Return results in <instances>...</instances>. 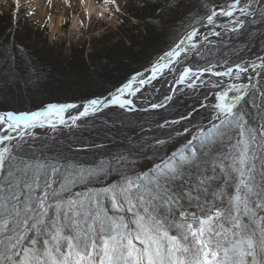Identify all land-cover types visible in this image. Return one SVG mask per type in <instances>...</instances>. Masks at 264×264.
I'll return each mask as SVG.
<instances>
[{
  "label": "snow or ice",
  "instance_id": "1",
  "mask_svg": "<svg viewBox=\"0 0 264 264\" xmlns=\"http://www.w3.org/2000/svg\"><path fill=\"white\" fill-rule=\"evenodd\" d=\"M167 2L181 6V0ZM209 2L200 0L206 11L190 13L178 41L150 67L104 94L80 105L48 103L37 110L0 111V264H264V56L229 62L217 58L214 48L229 34L252 37L255 32L264 50V0H224L211 8ZM218 17L229 18L219 31ZM202 23L208 29L203 35L197 27ZM165 70H175L174 84L188 89L205 83L204 74L218 78L207 82L214 103L200 105L210 109L207 126L181 125L183 130L176 131L181 147L144 171L136 163L145 147L154 149L164 141L132 144L131 117L112 119L107 111L135 114L133 98ZM173 100L166 95L150 108ZM68 110L76 114L66 116ZM196 110L193 106L187 116L158 127L191 124ZM97 117H103L108 129L120 125L131 131L122 137L131 146L95 166L61 163L59 154L22 153L23 138L32 135L26 130L79 127L82 118L95 122ZM16 138L20 140L9 143ZM112 162L120 165L121 178L88 187ZM78 185L82 190H76Z\"/></svg>",
  "mask_w": 264,
  "mask_h": 264
},
{
  "label": "rangeland",
  "instance_id": "2",
  "mask_svg": "<svg viewBox=\"0 0 264 264\" xmlns=\"http://www.w3.org/2000/svg\"><path fill=\"white\" fill-rule=\"evenodd\" d=\"M83 1L89 0H0V19H6L7 16H10L13 24L19 20L21 31L18 33L16 42L21 46L19 53L23 57L18 64H16L13 50H7V54L4 57H0V111H29L34 108H41L44 103L55 100L74 103L83 101H81L80 93L79 78L81 76L78 67L75 65L81 58L80 53L83 52V59L87 64H93L94 62H90L87 54L94 50L97 52L101 51V49L107 47L109 45L107 37L111 33L125 31L124 27L120 29L122 18L126 17L122 12H131L133 5H135L134 0H116L115 4L105 3V0H90V5L93 9L91 12H87ZM223 2L224 0H210L208 7L211 8L213 5H220ZM157 3H161L159 8L163 10L159 16V21H157L160 24V28H158L159 32L156 34L161 33L166 37L160 45L153 47L149 54L140 57L139 61L131 64L129 68L134 67L135 70L129 71L128 74L125 72L119 74L115 78L120 80L119 83L125 80L132 72L145 68L149 63L155 61L159 55L169 49L173 41H178L183 33V24L188 23L186 17L190 13L202 15L206 11L205 8L201 7L200 0H181L179 8L169 7L167 0H159ZM117 7H119V11L116 10ZM153 10L149 9V12ZM157 19L155 18L154 25H157ZM129 20L135 25L139 24L136 19L129 17ZM227 23L229 21L224 24ZM219 25L221 24H217L218 31L221 30ZM10 28L13 30L15 27ZM34 34L37 38H35ZM257 36L258 33L255 32L252 37L246 34H229L223 43L214 45L217 58L221 60L227 58L229 62H239V57L248 62L256 59L258 55L264 56V50L261 49L260 42L254 38ZM210 39L218 40L220 38L210 37ZM45 43L47 46H54L56 49L55 55L58 52L60 61L62 63L68 61L72 64L74 70L66 71L62 70V68H57L56 70H59V73H56L58 79H51V83L54 82V85L52 84L53 86L50 87L43 86L40 89L41 94L33 95L32 92H29V89L36 88L35 83L37 82H28L34 71L30 66L26 65L28 57H26L27 49H25V46L31 45L34 47L37 45L42 48ZM104 53L106 54L107 52L104 51ZM70 55L71 59L69 58ZM97 57V54L92 56V58ZM190 59L194 63L201 65L204 63L197 57ZM257 62L259 61L257 60ZM181 67V65L176 66V68ZM218 67L222 70L220 65ZM207 77L204 78L205 83L197 84L196 88L188 89L184 85L181 88L183 91L175 93L174 100L165 103L163 108L151 109L147 106H150L151 103L164 101V97L169 95L171 91L168 88L170 83L168 80H172L174 77L165 79L163 88L160 90L158 89V82L141 90L138 94V101L142 104V109L138 108L135 114L122 113L121 110L116 108L107 111V116L112 119L122 118L124 115L131 117L134 122L131 126L132 131L136 134L133 137L132 144L145 142L155 144L156 139L164 141L163 145L154 149L145 147L144 154L137 160V168L146 171L153 167L154 164L159 163L161 156L170 155L172 151L181 147L183 141L176 136L177 130H183L181 125L193 129L200 124L207 126L210 118V109L200 107L202 103L205 105L214 103L212 95L214 90L211 85L207 84L210 76ZM213 80H217V78ZM225 80H228V78ZM113 88H105V91ZM205 96L208 97L207 100H205ZM77 97H79V100ZM193 106L197 110L190 117L191 124L181 121V124L158 127V125L164 124L165 120H180L181 114L187 116L188 112L192 111ZM102 119L103 117H97L94 122L91 118H82L80 126L73 128L68 125L49 130L36 128L31 131V136L23 138V143L21 144L22 153L29 155L35 153L36 155L49 157L59 154L64 157L61 163L75 162L85 166H95L101 159H110V154H115L117 150L122 152L126 147L131 146L122 139L123 135H130L131 131L122 129L120 125H117L116 128L108 129L101 123ZM109 123H111V120ZM117 129L120 130L119 134H117ZM113 136L117 137L115 142L112 140ZM188 138L190 139L191 137ZM17 141L10 144H15ZM93 143L104 145L105 147L92 148L89 145ZM116 166L117 164L112 162L107 171L111 172L112 175L105 177V172H102L92 178L88 183V187L99 188L117 182L121 178V169L115 173ZM82 188V185H78L76 190L80 191Z\"/></svg>",
  "mask_w": 264,
  "mask_h": 264
},
{
  "label": "trees",
  "instance_id": "3",
  "mask_svg": "<svg viewBox=\"0 0 264 264\" xmlns=\"http://www.w3.org/2000/svg\"><path fill=\"white\" fill-rule=\"evenodd\" d=\"M158 1L159 0H134L135 5H133L132 11L125 12L124 14L126 17L122 18V26H120V29L124 27L125 31L111 33L107 37V40H109V45L107 47H104L101 51L97 52L94 50L87 54L90 62H94L93 64H87L83 59V52L80 53L81 58L75 65L78 67L81 76L79 78L81 101L105 93V88H113L118 85L120 80L115 78H117L119 74L124 72L128 74L129 71L135 70L134 67L129 68L131 64L139 61L138 59L140 57L149 54L153 47L160 45L164 41L166 37L164 34H156L159 32L158 28H160V24L157 21H159V16L163 10H160L159 7L161 3H157ZM149 9L154 10L149 12ZM129 17L138 20L139 24H133L129 20ZM155 18H158L156 20L157 25L153 23ZM10 27L15 28L11 30ZM141 29L142 31H140ZM20 31L19 20L13 24L11 23L10 16H7L6 19H0V57H4L8 51L13 50L15 52L16 64L23 59L19 53L21 46L16 42ZM35 38L37 37L35 36ZM10 43H12L11 47ZM25 49H27L26 57H28L26 65L30 66L34 71L28 82H37L35 83L36 88H32V90L28 88L30 90L28 91L32 92L33 95L41 94L40 89H42L43 86L50 87L54 85V82L51 83V79H58L57 74L59 70H56L57 68H62V70L66 71L74 70V67L68 61L65 63L60 61L58 52L55 55L56 49L54 46H47L45 43L42 48L37 45L34 47L26 45ZM104 51L107 53L105 54ZM96 54L98 57L92 58V56ZM69 58L71 59V55ZM77 98L79 100V97ZM58 102L59 101L55 100L48 103ZM48 103L46 102L44 105ZM44 105H42V107ZM39 108H34L32 110H37ZM119 169L120 165H117L114 170L115 173L118 172ZM109 175H112V173L105 172L104 176L107 177Z\"/></svg>",
  "mask_w": 264,
  "mask_h": 264
},
{
  "label": "bare ground",
  "instance_id": "4",
  "mask_svg": "<svg viewBox=\"0 0 264 264\" xmlns=\"http://www.w3.org/2000/svg\"><path fill=\"white\" fill-rule=\"evenodd\" d=\"M83 4H84V6H85L87 12H91V11H92L93 7L90 5V0H89V1H86V2L83 1ZM94 12H95V11H94ZM233 19H234V18H233ZM228 21H229V18H227V17H218V18H217V24H224L225 22H228ZM198 30H199L200 33L203 35L204 33L207 32L208 29H207L206 25L202 23V25L198 27ZM166 72H167V71H166ZM164 75H166V76H164ZM164 75H162V76H164L163 79H159V80L157 81L158 84H159V85H158V89H159V90L163 88V82H164V80L166 79V77H167V78L170 77L171 73H165ZM171 77H172V76H171ZM204 78H208V77H207V76H204ZM210 79L213 80L214 78L210 77ZM206 81H207V79H206ZM197 84L199 85V84H202V83L197 82ZM195 88H196V87H195ZM71 112H74V113H75V111L70 110L69 114H71Z\"/></svg>",
  "mask_w": 264,
  "mask_h": 264
},
{
  "label": "water",
  "instance_id": "5",
  "mask_svg": "<svg viewBox=\"0 0 264 264\" xmlns=\"http://www.w3.org/2000/svg\"><path fill=\"white\" fill-rule=\"evenodd\" d=\"M80 104L81 103H78V105H80ZM73 111H75V110H73ZM69 112H70V110H68V112H66V116L69 115ZM71 114H76V112L75 113L71 112ZM58 126H63V125H58ZM44 128L51 129L49 126H45Z\"/></svg>",
  "mask_w": 264,
  "mask_h": 264
}]
</instances>
